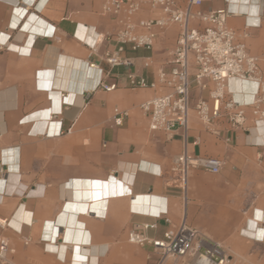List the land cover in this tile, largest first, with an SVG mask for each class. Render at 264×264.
<instances>
[{"label":"crops","instance_id":"crops-1","mask_svg":"<svg viewBox=\"0 0 264 264\" xmlns=\"http://www.w3.org/2000/svg\"><path fill=\"white\" fill-rule=\"evenodd\" d=\"M106 1L0 0V221L7 223L0 222V241L6 240L15 249L11 261L125 264L131 253L130 228L154 222L130 211L154 214L165 203L172 227L186 221L229 253L264 256L263 131L230 132L222 123L216 126L222 130L217 135L204 126L199 128L194 118L187 140L181 130H150L141 104L161 91L132 89L128 75L137 72L153 79V71L168 60L175 47L179 34L175 24L158 30L152 52L127 53L134 65L115 68L107 80L118 83L116 91L93 90L100 71L89 65L107 70L103 54L116 46L104 39L118 30L117 21L102 11ZM263 1H257L260 14L255 25L259 26L249 24L246 29V13L227 17L228 25L239 34L248 31L245 43L261 60ZM187 2L178 0L181 6ZM232 3L204 0L202 10H231ZM159 16L160 11L144 4L136 19ZM148 56L155 62L144 68ZM231 89L241 102H250L256 91L253 84L239 81L232 82ZM199 94L194 89L195 100ZM115 109L127 113L122 126L114 124ZM47 126L51 132L61 126L60 135H44ZM186 147L194 156L217 157L224 164L216 176L192 169L185 194L171 168ZM107 178L115 180L104 202L93 206L90 213L75 205L81 200L76 199L71 184ZM158 223L153 236L169 228L164 220ZM25 236L30 237L28 244ZM76 244L89 247L98 260H89L90 253L85 251L86 256ZM146 250L139 255L145 256Z\"/></svg>","mask_w":264,"mask_h":264},{"label":"built area","instance_id":"built-area-1","mask_svg":"<svg viewBox=\"0 0 264 264\" xmlns=\"http://www.w3.org/2000/svg\"><path fill=\"white\" fill-rule=\"evenodd\" d=\"M203 2L188 0L185 6H181L178 0H107L102 11L117 21L118 30L104 39L115 42L116 46L103 54L107 70L99 69L96 64L89 65L90 69L100 71L94 90L107 93L116 91L118 83L107 80L115 68L134 65L127 53L152 52L158 30L175 24L179 27L175 47L168 60L153 71V79L149 80L137 72L128 75L129 87L132 89L161 91L160 95L141 104L150 130L165 133L181 130L187 140L192 129L191 112H194L203 126L217 135L222 130L216 129V126L222 123L227 124V131L230 132L242 131L250 135L253 130L260 129L264 133V59L250 53L245 43L249 37L248 31L239 34L228 25L227 17L234 12L229 8L205 12L202 10ZM144 4H148L150 10L160 11L161 16L137 20ZM250 27L246 24V29ZM96 45L97 42L90 48L94 50ZM145 59L144 68L152 67L155 62L153 57ZM234 81L255 85L256 91L250 102L236 99L237 93L231 89ZM194 89L200 92L196 100ZM204 93H207V97L203 96ZM124 117H127L126 112L114 110L113 121L116 126H122ZM60 133L61 126L53 132L47 126L44 131L46 136ZM223 164V160L217 157L194 156L186 147L174 158L171 173L186 194L192 169L217 175ZM130 212L154 220L151 223L134 224L128 232V243L147 249L151 264L231 263V256L222 244L190 228L186 221L172 227L166 203L154 214ZM101 218H105V215ZM160 220H164L169 228L160 236L151 235V232L158 231ZM24 239L28 244L30 237L25 236ZM15 252L6 240L0 241V264H15L10 259Z\"/></svg>","mask_w":264,"mask_h":264},{"label":"bare ground","instance_id":"bare-ground-1","mask_svg":"<svg viewBox=\"0 0 264 264\" xmlns=\"http://www.w3.org/2000/svg\"><path fill=\"white\" fill-rule=\"evenodd\" d=\"M232 1H233V3L231 4L230 8H231V10L233 12H235V13H246L247 14V18L246 19H247L248 24L255 25V24L258 23V20H259V16L258 15L260 14V7H259L257 1H259V0H253V3L249 2L248 0H232ZM86 74H87V72H86ZM83 76H85V75H83ZM88 76H89V74H88ZM239 82H242V81H239ZM92 83H94V82H92ZM243 83H251V82H243ZM90 85L88 87H90ZM237 87H238L237 83H233L232 84V88L233 89L237 90ZM136 178H137V176H136ZM114 180H115L114 178H111V179L107 178L106 180H95V181H93V180H81V182L76 181L75 184H71L70 186H71V188H73V189L75 188L76 189V192H75L76 196L78 195L76 197V199H80L81 203H77V204L73 203V204H75L77 207H81L84 210L86 208H88V213H90L89 210L91 208H93V206L104 202L105 200H103V199L105 197L109 196V190L113 186ZM79 195H81V196H79ZM85 202H89V203H85ZM68 209H70V206H68ZM67 215H70V214L67 213ZM71 217L76 218L75 215H72ZM0 222H2V221H0ZM3 224L5 225L7 223L6 222H2V225ZM13 224L16 227H19V225H20L17 221H15ZM54 225H55V222H54ZM53 228L55 229V226ZM68 228H70V227H68ZM259 231H261V230H259ZM68 233H70V229H68L67 233H65L66 240H69V237L67 235ZM199 233H201V232H199ZM256 234H257V232H256ZM259 235H261V234H259ZM48 237H49V235H48ZM50 237H51V240H52L53 239L52 235ZM54 240H57V238H55ZM75 240L79 241L78 239H75ZM55 246H56V244L55 245H50L49 244L50 248H55ZM74 246L78 247L80 249V251L83 252V253L85 251H88L90 253V257H88L89 260H90V258H91V260L93 262H96L98 260V257L91 253V251L89 250L90 249L89 247H85V246L83 247L82 245H79V244H76Z\"/></svg>","mask_w":264,"mask_h":264},{"label":"rangeland","instance_id":"rangeland-1","mask_svg":"<svg viewBox=\"0 0 264 264\" xmlns=\"http://www.w3.org/2000/svg\"><path fill=\"white\" fill-rule=\"evenodd\" d=\"M192 118L196 120L199 124V128L203 127L202 122L198 119L196 114L194 112H191ZM211 176H216L215 174L210 173ZM129 247L131 248V253L126 255V262L125 264H151L150 261L148 260V250H146L145 256H140L139 251H141L143 248L131 245L128 243ZM229 253V252H228ZM231 256V263L230 264H257L258 261H264V256L263 255H256L254 257L248 256V255H234L232 253H229ZM168 264H171L168 263ZM179 264H182L180 262Z\"/></svg>","mask_w":264,"mask_h":264}]
</instances>
